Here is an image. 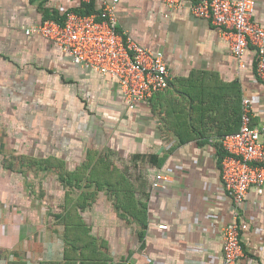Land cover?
<instances>
[{"label": "crops", "instance_id": "crops-1", "mask_svg": "<svg viewBox=\"0 0 264 264\" xmlns=\"http://www.w3.org/2000/svg\"><path fill=\"white\" fill-rule=\"evenodd\" d=\"M87 7L82 0H0V264L63 263L70 246L62 217L77 202L85 239L96 240V264H223L222 230L236 206L223 189L218 149L222 136L240 129L246 97L252 125L264 129L254 51L242 67L230 38L189 5L121 0L120 33L162 52L173 75L168 90L130 109L116 80L26 33ZM253 19L264 27V0H256ZM99 160L111 165L101 175L124 181L87 183L86 166ZM159 171L168 180L154 188ZM121 204L144 212L146 226ZM237 211L241 264H264V191L252 187Z\"/></svg>", "mask_w": 264, "mask_h": 264}, {"label": "built area", "instance_id": "built-area-1", "mask_svg": "<svg viewBox=\"0 0 264 264\" xmlns=\"http://www.w3.org/2000/svg\"><path fill=\"white\" fill-rule=\"evenodd\" d=\"M94 1L82 0L85 5ZM120 1L104 0L101 9L90 14L69 12L63 21L45 19L27 28L26 33L53 41L75 63L116 80L123 102L128 108L136 109L140 102L168 90L173 75L162 52H154L120 33L117 16ZM163 1L172 10L189 5L195 16L210 20L230 38L231 51L242 67H245L246 51L252 48L257 76L264 83V27L253 19L256 0ZM252 119L253 102L246 97L242 101L240 129L220 139L225 152L220 161L223 189L236 206L232 221L222 230L223 264H241L245 253L237 210L252 187L264 191V129L253 126ZM166 180L168 176L159 171L153 187L160 188ZM159 227L167 229V225ZM248 264L259 263L252 260Z\"/></svg>", "mask_w": 264, "mask_h": 264}, {"label": "trees", "instance_id": "trees-1", "mask_svg": "<svg viewBox=\"0 0 264 264\" xmlns=\"http://www.w3.org/2000/svg\"><path fill=\"white\" fill-rule=\"evenodd\" d=\"M86 6L88 7L86 8L85 11L81 12L82 14H90V13L96 12L92 8L93 5H86ZM63 20H58V21H63ZM241 114L242 112H240V120H241ZM220 148L221 147H219L218 149V156H219V160L221 161L225 155V152L223 151V149H220ZM110 166L111 165L107 163V161L105 160L97 161V165L95 166L87 165L86 168L87 169L91 168V171L89 172L88 175H86V172H85V175H86L85 180L87 181V183H95L97 185L102 183V185H108L111 187H113L112 180H115L118 183L119 182L121 183V179L124 181L123 177L121 178L118 177L117 179V177H115L116 174H114L113 172L109 174H103V175H101L102 172L99 173L100 169H105V170L110 169ZM63 180L66 181L68 185L72 184L69 178H63ZM110 190H112L113 194L115 193L113 188ZM121 207L128 214L134 216L137 220H139L143 224L144 227L146 226L145 225L146 222L144 220V215H143L144 212L140 210L138 212H134V210H132V208L129 207L127 204L126 205L121 204ZM82 209H84V206H81V203L77 202L75 206H73L72 208H69V211H67L68 213L66 215H63L62 223L64 224L66 228L65 235L67 237V243L70 246L69 248L70 250L69 252L65 253V258H64L65 260L63 263H49V264H96L95 259L98 255L97 253L93 251V250L97 251V245L95 242L96 240L95 238H90L91 240L85 239V237L90 235L89 234L90 232L87 226L83 223V221L79 220L80 218L79 212ZM142 215H143V218H142ZM90 246H91L92 251H87V248H90ZM77 252H80V254H78ZM88 252L90 254H88ZM91 261L93 263H91ZM9 264H27V263L23 261H15V262H10Z\"/></svg>", "mask_w": 264, "mask_h": 264}, {"label": "rangeland", "instance_id": "rangeland-1", "mask_svg": "<svg viewBox=\"0 0 264 264\" xmlns=\"http://www.w3.org/2000/svg\"><path fill=\"white\" fill-rule=\"evenodd\" d=\"M108 163V162H107ZM97 178H99V177H97ZM86 225V224H85ZM88 228V227H87ZM88 230H89V228H88ZM90 234V233H89Z\"/></svg>", "mask_w": 264, "mask_h": 264}]
</instances>
